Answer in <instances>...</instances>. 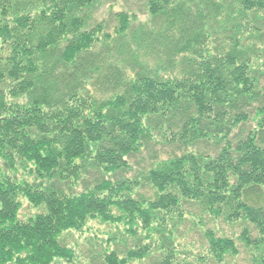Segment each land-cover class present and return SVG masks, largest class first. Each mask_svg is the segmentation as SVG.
Instances as JSON below:
<instances>
[{"label": "trees", "instance_id": "obj_1", "mask_svg": "<svg viewBox=\"0 0 264 264\" xmlns=\"http://www.w3.org/2000/svg\"><path fill=\"white\" fill-rule=\"evenodd\" d=\"M99 1L0 0V264H264V0Z\"/></svg>", "mask_w": 264, "mask_h": 264}, {"label": "rangeland", "instance_id": "obj_2", "mask_svg": "<svg viewBox=\"0 0 264 264\" xmlns=\"http://www.w3.org/2000/svg\"><path fill=\"white\" fill-rule=\"evenodd\" d=\"M148 0H100L99 3L95 6L93 10H91L89 17L92 24H96L100 21H105L110 28H113L117 24V20L115 18V14L117 13H124V14H134L137 16V24L136 28L140 25H146L148 21V13L146 11V3ZM144 28V27H143ZM110 31V30H109ZM255 73H257L260 77V83L259 87L262 89L264 88V68L261 66H258L254 69ZM257 104L255 103L256 106ZM252 110V108H251ZM251 117L253 118V110L251 111ZM255 123H253L254 125ZM252 125V126H253ZM160 149V148H159ZM158 149V150H159ZM169 150L162 149L160 150V154L162 155V159L166 158V152ZM145 161L148 159V157H144ZM133 163L138 161V158H135L132 160ZM137 169V167H135ZM24 213H30V209H25ZM26 213V214H27ZM32 213V212H31Z\"/></svg>", "mask_w": 264, "mask_h": 264}]
</instances>
